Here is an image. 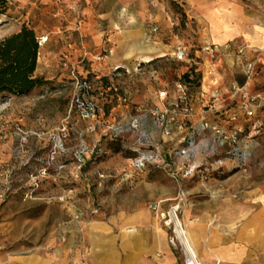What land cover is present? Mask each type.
Instances as JSON below:
<instances>
[{"label":"rangeland","instance_id":"rangeland-1","mask_svg":"<svg viewBox=\"0 0 264 264\" xmlns=\"http://www.w3.org/2000/svg\"><path fill=\"white\" fill-rule=\"evenodd\" d=\"M210 1L214 5L201 15L190 0H6L0 40L22 27L33 30L43 42L35 74L47 84L27 96L0 98V256L51 249L85 231L87 224L100 222L115 232L134 229L133 237L143 240L163 237L185 264L186 252L173 228L160 222L150 208L161 202L166 212L175 203L177 186L155 166L143 174L135 172L130 160L142 151L135 134L113 137L103 128L127 126L147 116L144 130L154 134L153 141L174 147L177 133L171 141L161 139L147 112L155 108L151 99L159 91L175 93L174 86L189 65L168 55L140 66L132 58L129 66L113 70L108 59L111 51L121 55L124 40L130 44L134 39L136 44L150 37V43H159L169 54L184 48L187 58L197 64L195 55L217 44L224 34L221 16H226L227 28H235L228 15L244 14L250 5V0ZM260 59L248 89L264 97V55ZM233 72L242 78L239 70ZM230 76L224 68V80ZM80 81L90 84L89 100L103 109L93 134L86 131L85 121L72 104ZM199 87L187 86L191 100L196 99ZM238 106L236 99L231 110L238 114V146L246 161L236 165L222 155L219 159L229 162L206 180L182 185L186 199L178 218L184 221L191 213L184 221L190 235H197L190 217L211 220L209 228L216 226L224 232L219 223L231 209L240 213L263 200L256 193L264 190V102L253 105V129ZM81 147H95L98 152L84 154L78 170L75 154ZM205 240H193L202 264L213 255Z\"/></svg>","mask_w":264,"mask_h":264},{"label":"crops","instance_id":"crops-1","mask_svg":"<svg viewBox=\"0 0 264 264\" xmlns=\"http://www.w3.org/2000/svg\"><path fill=\"white\" fill-rule=\"evenodd\" d=\"M190 3L201 15L210 10L211 7L207 8L208 3L214 5V2L210 0H205L203 6L199 7L191 0ZM228 18L235 22L236 27L227 28L225 25L227 24L226 16L222 15L221 27L224 34L217 39V44L204 47L201 55L196 54L194 57L198 61L197 71L201 74L199 93L196 94V99L192 100L194 105L191 121L196 130L200 128L202 121L211 124L222 122L219 117L222 115L221 113L216 115L215 111L211 109L202 110L203 105L199 100L200 93L201 95L202 93L208 94L213 88H217L225 102H229L233 99L234 89L242 88L246 83L243 64L253 62L256 65L259 60L263 59H260V56L264 55V0H250L249 9L244 14L233 13L228 15ZM159 39L156 38L158 41ZM150 40V37L146 39L142 37L141 40L136 41V44H134V39L130 44L127 39L124 40L120 48L123 51L120 56L117 57V54L111 51L108 59L111 68L115 70L129 66L126 64H129L132 59L125 60L124 57L126 55L133 57L135 51L150 43ZM150 44H153L162 53V56H154L149 62H142L138 59L136 66H140L141 63L147 65L158 57H167L168 55L173 60L174 53L169 54L167 48L163 49L161 45L158 46L159 43L155 42ZM124 46L125 49H123ZM237 48H242V55H237ZM224 68L228 69L232 75L228 80L223 78ZM185 70L187 71V69ZM236 70H239L241 79L233 76V73L236 74L233 71ZM109 71L107 70V73ZM151 100L155 107L160 106L156 97ZM196 100L199 102L196 103ZM226 106V104H222L216 110L222 112ZM151 136L152 133L148 134L149 138ZM226 162L229 161H222L221 167ZM256 194L263 199L257 202L256 206L250 204L240 213L237 208L231 209L229 215L220 220L219 227L223 225L224 232L216 226L209 228L211 220L203 221V218L200 217H190L193 218L192 221H195L197 232V235L191 234V240L193 237L195 242L201 243L202 241L204 243V235H206L205 242L207 244L205 246L213 254L209 259L203 261L204 264H264V190L262 189ZM189 215L184 219L185 222H188ZM84 229L85 231L81 229L77 236L72 234L67 241L54 244L51 249L0 256V264H181L163 237L156 239L151 236V238L143 240V238L127 234L126 229L115 232L111 225L100 222H91ZM94 239L100 242L95 247ZM193 240L192 244L194 245Z\"/></svg>","mask_w":264,"mask_h":264},{"label":"built area","instance_id":"built-area-1","mask_svg":"<svg viewBox=\"0 0 264 264\" xmlns=\"http://www.w3.org/2000/svg\"><path fill=\"white\" fill-rule=\"evenodd\" d=\"M42 39H38V46L42 45ZM242 48H237V55H242ZM174 61L189 65V69L196 63L192 58H187L184 48H177L174 53ZM193 63V64H192ZM243 75L245 85L242 88H235L233 99L225 102L217 88H213L210 93H200L199 100L203 108L211 109L216 114H222V122L211 124L202 121L200 128L196 130L192 125L193 106L191 97L187 91L186 84L180 81L175 84V93L170 96L166 90L159 91L156 94V101L159 107H155L147 112L154 121L153 130L158 133L161 139H169L179 136L178 144L174 147H165L153 141V136L148 137L144 130L146 117L133 119L127 126H106L104 131L113 137H122L127 133L137 136V145L142 147V151H137L134 158L130 160L131 167L138 174H143L147 167L155 166L162 170L166 176L177 186V195L174 204L163 212L161 202H155L150 205L151 210L156 214L157 219L166 227L173 228L178 219V213L183 201L186 199L185 191L182 185L192 180H206L211 172L221 168L222 155L228 157L234 164H241L246 161V155L240 154L238 146V137L241 130L237 127L238 114L231 110V104L237 99L239 102V111L243 113L246 122H250L249 128L253 129L251 120L254 117V104H262L264 97L259 94H252L248 89V84L257 75L253 62L243 64ZM76 93L72 97V104L81 119L86 123V131L90 134L95 133L99 128L103 109L97 104L91 102L88 95L91 92V86L87 81L76 82ZM200 88V87H199ZM199 93V91L197 92ZM196 93V94H197ZM226 104V108L219 112L218 106ZM224 119V120H223ZM152 135H154L152 133ZM98 150L95 147L89 149L81 147L75 154L78 163V170L83 166V155L96 154ZM236 161V163H235ZM238 162V163H237ZM219 166H216V165ZM217 168H214V167ZM187 262V259H186ZM185 262V264H187Z\"/></svg>","mask_w":264,"mask_h":264},{"label":"trees","instance_id":"trees-1","mask_svg":"<svg viewBox=\"0 0 264 264\" xmlns=\"http://www.w3.org/2000/svg\"><path fill=\"white\" fill-rule=\"evenodd\" d=\"M6 11V0H0V17ZM38 52V39L27 27L0 40V98L27 96L47 84L35 74ZM200 79L201 74L193 66L181 76L180 82L198 87Z\"/></svg>","mask_w":264,"mask_h":264},{"label":"bare ground","instance_id":"bare-ground-1","mask_svg":"<svg viewBox=\"0 0 264 264\" xmlns=\"http://www.w3.org/2000/svg\"><path fill=\"white\" fill-rule=\"evenodd\" d=\"M192 3L196 4L198 7L203 6L205 0H191ZM207 4V3H206ZM213 5L211 3H208V7H212ZM154 56H162V53L153 45L150 43H147L144 47L138 49L135 51V54L133 57L130 55H126L124 57L125 60L137 58L140 59L142 62H149L151 61ZM184 221L180 220L179 218L177 221H175L174 226V233L176 234L177 238L180 240L181 244L184 246L186 257H187V264H202L199 255L197 254L194 245L192 244L191 235L189 231H187L184 228ZM127 234L134 233V229H130L126 231ZM96 242H94V247L99 244L100 242L96 239H94Z\"/></svg>","mask_w":264,"mask_h":264}]
</instances>
